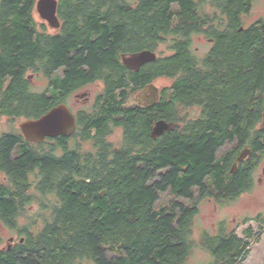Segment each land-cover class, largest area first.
I'll return each instance as SVG.
<instances>
[{"label": "trees", "instance_id": "16d2710c", "mask_svg": "<svg viewBox=\"0 0 264 264\" xmlns=\"http://www.w3.org/2000/svg\"><path fill=\"white\" fill-rule=\"evenodd\" d=\"M34 1L3 3L1 86L25 87L22 67L47 60L53 90L48 99L44 93L14 97L4 90L1 117L37 118L99 80L105 86L97 111L107 120L113 111L126 112L123 104L156 79L172 83L156 105L129 109V122H119L122 147L111 154L32 151L15 157L24 141L21 130L1 133L0 222L25 240L0 251V264H191L200 201L232 202L250 191L264 157V16L244 24L254 0H60V33L35 37L28 28ZM206 2L211 12L204 11ZM194 34L214 39L203 58L191 49ZM163 43L173 53L138 72L122 62L123 54L158 50ZM63 66L62 78L55 71ZM8 73L14 78H6ZM193 106L199 115L189 117ZM139 108L146 115H133ZM159 118L174 127L154 136L151 128ZM105 123H92L84 133L95 128L107 134ZM247 146L249 155L233 172ZM167 191L185 199L197 191L199 196L193 205L172 198L157 207ZM32 203L49 209L50 218L39 222L26 214L19 221ZM256 220L264 223V214ZM201 245L212 255L211 264H242L251 250L225 222L217 234L204 231Z\"/></svg>", "mask_w": 264, "mask_h": 264}, {"label": "flooded vegetation", "instance_id": "af4514ba", "mask_svg": "<svg viewBox=\"0 0 264 264\" xmlns=\"http://www.w3.org/2000/svg\"><path fill=\"white\" fill-rule=\"evenodd\" d=\"M4 1L5 0H0V20L2 19V17H1L2 13L7 11V9L3 6ZM57 1H58V4H57V13L56 14H57L58 19L60 21L59 27L52 25L45 17L42 16L43 12H42L41 8H39L40 0H35L34 3H32V5L30 7V12L32 14L31 18H30L31 22L28 24V28L30 30L32 29L35 31L34 32L35 37H39L40 35L44 36V37H48L50 35H56V34L60 33L61 27H62V20L59 16L60 0H57ZM245 16H247V15H245ZM262 16H264V15H262ZM2 27H3V24L0 22V31H1ZM242 29H243V26L240 28V30H242ZM194 35L192 36V41H193ZM199 35L205 37L207 39V41L210 43L209 49L207 50V52L202 57H199L195 53V51H193L192 46H191V49L199 58H203L207 53H209L211 51L213 44H214V39L207 37L205 34H199ZM145 49H148V48H144L142 50H145ZM2 51H3L2 47L0 46V56L2 55L1 54ZM139 51H141V50L128 52L127 55L132 54V53H136ZM152 51L157 53V50H152ZM43 59H45V58H43ZM28 62H32V61H28ZM122 62H123V59H122ZM151 62H153V61H151ZM151 62H148V63H151ZM32 63H34V61ZM148 63L142 65L138 71H140L143 68H146V65ZM123 64H124V62H123ZM28 65H29V67H27V69H25V67L23 66L21 71H20L21 76H23L24 82H27V85L25 87L22 86L20 88H13V89L9 88L8 89L5 86H1V79H0V105H2V101L4 99L3 94H5L4 90H6V89H7L6 93H11L10 95H13L14 97H17V95L19 93L22 96L27 94V93H32V94L44 93L46 95L47 99L51 96L53 86L51 84V78L47 74V73H49V69H50L49 68L50 66H49V63L47 62V60L41 66L39 65L38 67H35V68L33 67V64H31V63H29ZM130 70L138 72L137 70H133V69H130ZM0 74H1V72H0ZM55 74H58L63 78L66 75L65 66L57 69L55 71ZM39 76L45 77L47 79V87L42 91H35L32 87V81ZM6 78H9L11 80L14 78V76L9 75V73H8V75H6ZM8 81L9 80L6 79V81L4 83H8ZM154 82H152V83H154ZM96 86L98 87L97 93L90 91V90H87L88 87L93 88ZM104 86H105L104 83L102 81H99V80L91 82V83H87V84L82 85L79 88L75 89L74 91H72L68 97H65L63 99L65 101L60 102V103H66L67 106L69 107L70 111L73 113V115L76 118V129L70 135L60 134L57 136L46 137V139L42 142L29 141L25 137V135L23 134L22 129L20 128V124H19V128L22 132V136H23L24 141L22 142L21 145L16 146V148L14 150L15 157H18V155H20V154L29 153L32 151L37 152V154L38 153L39 154L44 153V154H48V155L51 153H55L57 156H60V157L64 156L66 154V152L73 153L76 156L78 154L87 156L89 153H96L99 149H103L104 151H106V149H108L107 151L110 154L112 152L118 151L122 147L121 142H122V139L124 137V135H123L124 126L121 125L119 122H129V119L127 118L129 109L130 110L132 108L136 109V108H138L137 107L138 105L143 106V107H151V106L156 105L157 103L153 104V105L144 104L138 100V94L135 93L134 97H133L134 102L132 104H128V103L123 104L124 108L126 109V112H123L122 110H119L117 112L113 111L111 113V118L104 120V118H105L104 114L98 113L100 111H97V105H96L97 104V98L103 92ZM63 94H64V92L61 89V96ZM161 97H162V89H159L158 101L161 99ZM72 99H74V101ZM137 102H139V104H137ZM60 103H58V104H60ZM194 107L198 108L197 106H193L191 108H194ZM139 109L141 111L137 110V111H135V113H133V115H137L139 112H142V115H146L145 109H141V108H139ZM161 119H164V118H159L156 121H153L155 123L153 124V126L151 128L152 134H153L154 125ZM103 120H104V122H106L105 127L107 130H109L108 131L109 133H107V134H96V132L94 131V130H96L95 128L92 129L91 134H85L84 133L87 130L88 126H90L92 123L96 122L98 124L103 125L104 124ZM164 120H166V119H164ZM166 121L170 122L168 120H166ZM116 122H118V124H116ZM170 123H172V122H170ZM173 127H174V123H173ZM1 133L2 132H0V138H1ZM247 147H245V148H247ZM236 162H238V159L234 162V164ZM260 164H261V162L259 163L257 169L259 168ZM233 167H234V165H233ZM256 172H257V170L255 171V173ZM3 178L7 179L5 175L3 176ZM36 185H37L36 183L31 184V188L34 189L36 187ZM28 207H36V211H34L33 214L36 217L37 221L45 222L46 220H48L50 218L51 211L47 208H44L40 204L32 203ZM25 212H26V210L23 212V214L20 215V217H18L19 221H22V222L26 221L27 218L25 217L26 216ZM0 224H4V223L0 222ZM24 240H25V235H19L18 234V236H11L9 239L8 245L4 246V247H0V251L12 250L15 248V246L19 242L23 243Z\"/></svg>", "mask_w": 264, "mask_h": 264}, {"label": "rangeland", "instance_id": "374dc122", "mask_svg": "<svg viewBox=\"0 0 264 264\" xmlns=\"http://www.w3.org/2000/svg\"><path fill=\"white\" fill-rule=\"evenodd\" d=\"M203 4L204 11H212L209 3L206 2ZM262 15H264V0H254L251 13L244 17V24L247 26ZM209 47L210 43L205 37L199 34L194 35L192 49L199 57H202ZM171 53H173V50L169 49V45L164 43L161 44L157 50L158 56ZM171 83L172 79L168 78H159L154 82L159 89L168 87ZM32 87L35 91L44 90L47 87V79L42 76L35 78L32 81ZM97 88V86L93 88L88 87L87 90L97 93ZM72 100L74 101V99ZM133 102L134 98H131L128 104H132ZM187 115L189 117L199 115V108H189ZM24 119L25 118H9L7 116L0 117V132L20 129L19 124ZM226 148H228V146L224 147L220 153H223ZM198 196L199 192L197 191L194 199H185L177 197L171 191H167L161 194L159 202H157V207L170 202L172 198L180 199L179 201L185 204L193 205ZM34 211H36V207H28L25 213L33 214ZM261 214H264V157L254 175V183L250 191L244 192L238 199L232 202L221 203L211 198H203L200 201L199 213L195 217L193 223V237L196 245L190 256V263L211 264L213 257L210 252L201 245V235L204 231L217 234L220 223L225 222L227 229L236 230V233L240 237L248 240L250 243L251 250L242 264H264V223L256 220V217ZM248 228H251V234L246 232ZM11 236H18L17 231L9 228L5 224H0V247L7 246ZM81 264L91 263L84 262Z\"/></svg>", "mask_w": 264, "mask_h": 264}, {"label": "water", "instance_id": "95a60500", "mask_svg": "<svg viewBox=\"0 0 264 264\" xmlns=\"http://www.w3.org/2000/svg\"><path fill=\"white\" fill-rule=\"evenodd\" d=\"M57 0H40L39 8L42 10V16L52 25L59 27L60 21L57 16ZM156 52L145 49L132 54H123L124 64L133 70H139L142 65L157 60ZM159 96V87L154 84H148L138 93V100L144 104H156ZM151 98V99H150ZM20 128L29 141L42 142L46 137L57 136L60 134L70 135L76 129V118L70 111L66 103H60L53 106L47 112L37 118H26L20 122ZM173 128V123L164 119L159 120L153 127V135L159 136L166 130ZM250 148L242 150L238 160L245 159ZM237 163L234 164L233 172L237 171Z\"/></svg>", "mask_w": 264, "mask_h": 264}]
</instances>
